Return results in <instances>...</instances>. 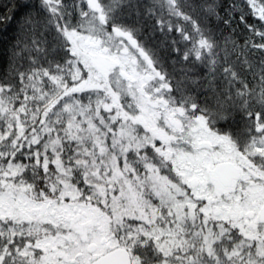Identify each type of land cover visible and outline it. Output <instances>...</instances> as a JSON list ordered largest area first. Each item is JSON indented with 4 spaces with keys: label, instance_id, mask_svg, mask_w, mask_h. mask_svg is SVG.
<instances>
[{
    "label": "snow or ice",
    "instance_id": "6c2138e0",
    "mask_svg": "<svg viewBox=\"0 0 264 264\" xmlns=\"http://www.w3.org/2000/svg\"><path fill=\"white\" fill-rule=\"evenodd\" d=\"M0 264H264V0H0Z\"/></svg>",
    "mask_w": 264,
    "mask_h": 264
}]
</instances>
